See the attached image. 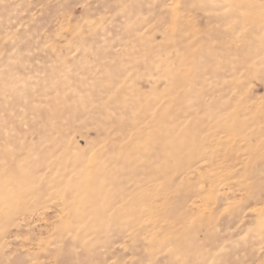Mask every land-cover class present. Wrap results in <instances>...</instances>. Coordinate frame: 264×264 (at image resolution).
I'll return each mask as SVG.
<instances>
[{
  "label": "rangeland",
  "instance_id": "1",
  "mask_svg": "<svg viewBox=\"0 0 264 264\" xmlns=\"http://www.w3.org/2000/svg\"><path fill=\"white\" fill-rule=\"evenodd\" d=\"M0 264H264V0H0Z\"/></svg>",
  "mask_w": 264,
  "mask_h": 264
}]
</instances>
